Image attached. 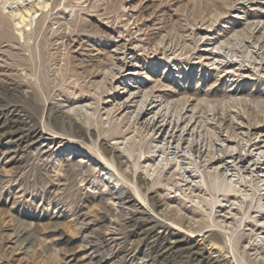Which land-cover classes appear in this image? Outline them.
<instances>
[{
	"label": "rangeland",
	"instance_id": "rangeland-1",
	"mask_svg": "<svg viewBox=\"0 0 264 264\" xmlns=\"http://www.w3.org/2000/svg\"><path fill=\"white\" fill-rule=\"evenodd\" d=\"M83 1L53 0L37 17L18 25L12 15L17 0H0V264H205L202 257L263 264L261 254L250 245L247 227H235L237 232L230 234L232 241L226 234L209 231L211 190H206L202 204L181 195L163 206L158 217L181 231H175L181 242L175 251L160 258L152 236H136L129 226L132 210L119 203L103 172L87 160L81 162V155L91 150L102 160L90 140L85 145L80 138L64 135L70 140L58 146L45 139L20 143L17 138L32 134L37 127L59 136L70 133L55 125L54 113L51 120L48 118L47 107L53 103L68 110L87 99L92 104L91 114L78 118L96 130L100 141H116L111 123L117 122L118 116L111 114L109 123L103 110V100L112 91L98 89L96 83L106 85L112 67L114 28L121 25L118 16L126 4L140 14L152 45L162 42V37L174 41L167 57L161 50L156 74L162 76L167 66L171 80L172 73L185 75L181 85H187L189 93L197 92L212 102L221 100L239 77L226 78L200 62L197 52L206 43L200 33L212 30L219 43L224 42L221 44L240 41L243 52L235 53L252 60L249 51L255 45L257 49L264 46V26L255 29L251 24L264 23V0H94L92 5ZM238 14L242 17H236ZM235 53L220 64L222 69L238 62ZM168 57L170 64L165 59ZM254 77L257 79L241 77L239 83L247 93L264 95V81ZM120 126L128 135L136 134L127 121ZM143 134L136 135V155L130 159L123 187L136 195V184L149 198L156 193L167 195L170 181L158 179L157 173L150 185L138 181L144 171L133 161L151 146ZM114 226L118 229L115 236L108 229ZM190 246L198 259L186 251Z\"/></svg>",
	"mask_w": 264,
	"mask_h": 264
},
{
	"label": "bare ground",
	"instance_id": "bare-ground-1",
	"mask_svg": "<svg viewBox=\"0 0 264 264\" xmlns=\"http://www.w3.org/2000/svg\"><path fill=\"white\" fill-rule=\"evenodd\" d=\"M52 1L17 0L18 5L13 7L12 15L16 17L18 25L27 24L31 18L47 9ZM93 2L84 0L82 4L92 5ZM236 17L242 16L238 14ZM118 19L121 25L114 28L112 67L105 78L106 85L101 81L96 83L98 89L108 87L112 91L107 99L104 98L106 100H102L108 122L111 123V114L116 113L118 116V121L111 123L115 129L111 135H117L114 138L116 141H100L96 130L84 126L78 118L91 114L92 104L87 99L68 110L53 103L47 107L48 118L54 113L55 125L63 131L70 130V133L63 132V136H59L58 132L49 134L37 127L32 134H24L17 141L23 143L27 139L34 143L45 139L50 145L60 146L70 140L64 135L80 138L85 145L90 140L95 147V150L92 149L98 151L102 160L97 159L91 150L81 155V162L87 160L92 167L103 172L107 177L106 183L111 182L108 185L119 203L132 210L129 226L133 227L136 236H152L155 253L160 258L175 251L181 242L179 237H175V231H181L173 224L163 223L158 217L163 206L174 202L181 195L198 199L196 202L202 204L206 201V190H211L214 194L212 197L209 194L212 199L208 203L211 218L209 231L226 234L231 240V235L237 232L235 227H247L250 245L261 254L264 264V95L247 93L242 82L239 83L241 77L256 80L254 75L264 81V46L259 44V49L256 45L252 46L248 57L253 61L245 60L242 54H236L243 52L240 50V41L232 44L227 40L221 44L224 42L219 43L218 35L212 30L200 33L201 40H206L197 52L200 62L212 70H218L226 78L230 79L232 75L239 77L236 84L229 86L221 100L212 102L209 97L200 98L197 92L189 93L188 86L181 85V80L185 79L181 72L172 73V80L167 66L162 76L156 74L161 50L163 56L167 57L166 51L173 49V40L162 37V42L152 45L140 14L129 4L124 6ZM262 23L260 20L251 24L257 29L259 26L263 28ZM238 33L236 35L240 36ZM233 52L238 62L222 69L220 64H225L224 61L230 59ZM147 57L150 58L149 62L146 61ZM168 61L170 64V59ZM171 90L174 92L170 93ZM248 111L254 114H248ZM124 121L135 128L132 132L136 134L128 135L120 128ZM138 132L144 133L151 144L147 152L142 151L133 161L135 167H143L144 173L138 175V181L150 185L151 177L157 173L158 179L170 181V193L167 192V195L156 193L149 198L142 194L136 184V195L123 187L122 180L126 179L130 159L136 155L133 147ZM146 153L149 155L146 156ZM108 164L113 165L114 169ZM155 181H152L153 184ZM151 189L149 186L148 191ZM158 225L161 229L156 232ZM108 229L111 235L118 232L115 226ZM186 251L192 256L197 255L193 246ZM201 261L205 264H236L227 260L219 262L209 257H202Z\"/></svg>",
	"mask_w": 264,
	"mask_h": 264
}]
</instances>
